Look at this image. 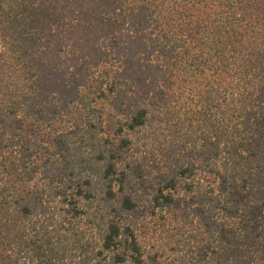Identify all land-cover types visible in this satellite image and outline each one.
<instances>
[{
    "label": "trees",
    "instance_id": "trees-1",
    "mask_svg": "<svg viewBox=\"0 0 264 264\" xmlns=\"http://www.w3.org/2000/svg\"><path fill=\"white\" fill-rule=\"evenodd\" d=\"M173 3L0 0V264H264V0Z\"/></svg>",
    "mask_w": 264,
    "mask_h": 264
},
{
    "label": "rangeland",
    "instance_id": "rangeland-1",
    "mask_svg": "<svg viewBox=\"0 0 264 264\" xmlns=\"http://www.w3.org/2000/svg\"><path fill=\"white\" fill-rule=\"evenodd\" d=\"M146 1L153 3L155 6H164L166 13H168L169 9H171L174 4L173 0ZM117 69L118 65L116 62H110L103 65L101 64L98 68L94 69L88 82L82 90L86 99V104H88L89 107L86 109L82 105L74 106L72 112L68 116L62 118L60 122H56L53 124V128L59 131L70 130V128L75 127V124H80L81 126H83L90 116L93 123H96L97 126H102L101 135L111 136L116 130L115 123L117 116L114 115L113 110L110 107V102L113 99V94L110 92V83ZM178 84H189L191 86H194L195 88L200 86L197 81L191 83L180 81ZM197 84L199 85L197 86ZM192 96L196 99L198 97V93L195 91ZM91 109L93 113L90 111ZM98 122H101V124H99ZM155 128L150 126V128H147L146 131L141 130L135 137H133L134 139L141 140L138 141L140 143L145 144L148 142L147 146L144 147L147 152L148 158L149 156H152L151 154L155 153V151L158 150L157 144L155 145L151 141L150 134V132H153ZM27 130L31 131L32 129L27 128ZM44 131L45 129H40L38 131V134L43 133ZM29 133V135L34 134V132ZM26 137L28 136L26 135ZM162 158L163 157H161V159Z\"/></svg>",
    "mask_w": 264,
    "mask_h": 264
}]
</instances>
